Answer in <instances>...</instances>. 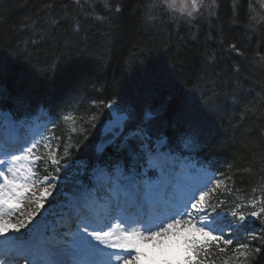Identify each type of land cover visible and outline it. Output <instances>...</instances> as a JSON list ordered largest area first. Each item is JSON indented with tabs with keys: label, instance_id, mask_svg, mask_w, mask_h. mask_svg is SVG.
<instances>
[{
	"label": "trees",
	"instance_id": "1",
	"mask_svg": "<svg viewBox=\"0 0 264 264\" xmlns=\"http://www.w3.org/2000/svg\"><path fill=\"white\" fill-rule=\"evenodd\" d=\"M53 64L60 68L52 70ZM0 86V106L13 113L23 101L29 114L44 106L71 118L54 131L61 150L65 139L75 145L66 163L91 154L108 113L91 102L67 103L81 86L97 105L115 100L133 115L166 106L154 125L169 135L174 123L183 129L190 104L201 122L193 155L222 182L213 202L220 200L216 211L235 226L234 244L221 242L224 251L214 245L208 260L264 264V240L249 236L264 234V215H250L264 209V0H202L192 17L167 9L163 0H0ZM91 115L98 117L95 126L76 144L70 129L85 128ZM39 169L41 176L58 174L44 163ZM239 214L247 219L238 221ZM237 242L251 246L247 259L234 251Z\"/></svg>",
	"mask_w": 264,
	"mask_h": 264
},
{
	"label": "snow or ice",
	"instance_id": "2",
	"mask_svg": "<svg viewBox=\"0 0 264 264\" xmlns=\"http://www.w3.org/2000/svg\"><path fill=\"white\" fill-rule=\"evenodd\" d=\"M75 2L79 4L80 0ZM191 2L197 5V0ZM176 3L177 0H169L165 4L163 0L171 10H175ZM180 3L184 14L187 4L185 0ZM200 7L201 3L197 12ZM115 11L119 13L121 8L117 6ZM186 14L192 17L191 12ZM74 30L79 31L78 24ZM230 47L239 52L236 44ZM96 99L88 97L82 86L66 99L67 103L91 102L94 108L108 109L96 141L89 146L91 154L76 158L71 164L66 161L75 145L70 147L68 139L61 150L60 144L51 143L56 139L54 133L44 143L35 135L24 138L29 121L39 118L29 114L27 104L18 101L22 108L19 115L0 107V208L6 207L9 213L15 211L21 198L30 192L29 183L17 182L13 166L27 159L19 153L26 150L33 157L30 163L35 170L29 169L33 180L41 163L66 170L59 179L43 177L51 189L60 185L48 207L44 201L52 192L44 187L36 208L21 216L19 223L12 226L11 235L7 234V224L0 223V264H210L208 257L213 246L220 251H224L221 242L225 247L232 246L235 229L216 211L220 200L211 199V193L222 182L211 189V179L201 184L203 170L193 155L201 133L195 109L187 105L183 129L177 130L174 123L173 134L169 135L154 125L166 106L159 110L146 107L133 115L131 106L122 108L115 100L107 104L101 100L97 105ZM39 112L46 110L41 106ZM59 119V113L52 114L48 123L55 125ZM97 120L96 115H91L85 128L70 129L78 136L76 144ZM9 144H14L16 150H3ZM38 146L45 149L43 154H36ZM9 175L13 178L9 179ZM68 184L71 187L66 189ZM37 212L39 219H35ZM3 215L0 210V217ZM232 215L237 217L235 211ZM250 215L259 218L264 209L253 210ZM130 217H135L131 223ZM159 217L164 219L156 222ZM246 219L245 214L238 215V221ZM249 236L264 240V234ZM149 241H156L153 248H159V252L144 246ZM250 247L247 242H237L234 251L247 259Z\"/></svg>",
	"mask_w": 264,
	"mask_h": 264
},
{
	"label": "rangeland",
	"instance_id": "3",
	"mask_svg": "<svg viewBox=\"0 0 264 264\" xmlns=\"http://www.w3.org/2000/svg\"><path fill=\"white\" fill-rule=\"evenodd\" d=\"M30 83L28 82V85ZM224 108V107H223ZM27 155H23L22 157H25ZM30 159L27 156V159H22L21 161H18L15 163L14 170L17 172V182L19 183H30L33 179L30 178V173H29V169H28V164L30 163ZM7 174V173H6ZM13 177L11 175H9V179H12ZM208 179L204 177H202L201 180V184L207 183ZM211 185L208 184V187L211 189L210 187ZM6 191V190H5ZM22 201L20 203V206L18 209H16L15 211L9 213L6 207L0 208V210H2L4 212V215L2 217H0V223H6L7 224V229L8 235H11L12 232V226L17 224V221L21 218L22 216ZM21 207V208H20ZM163 239V238H161ZM156 244V241H149L147 242L144 246L148 249L153 250L154 252H159V248H153V245Z\"/></svg>",
	"mask_w": 264,
	"mask_h": 264
},
{
	"label": "clouds",
	"instance_id": "4",
	"mask_svg": "<svg viewBox=\"0 0 264 264\" xmlns=\"http://www.w3.org/2000/svg\"><path fill=\"white\" fill-rule=\"evenodd\" d=\"M202 0H197V5H194L191 0H185V3L187 4V8L185 9L186 13L191 12L192 16L198 11V5L201 3ZM165 4L169 3V0H164ZM183 5L180 3V0H177L175 10L180 11L181 7Z\"/></svg>",
	"mask_w": 264,
	"mask_h": 264
},
{
	"label": "bare ground",
	"instance_id": "5",
	"mask_svg": "<svg viewBox=\"0 0 264 264\" xmlns=\"http://www.w3.org/2000/svg\"><path fill=\"white\" fill-rule=\"evenodd\" d=\"M37 44H38L39 46L41 45L40 42H37ZM32 55H33V53H32ZM28 56L30 57L31 54L29 53ZM15 58H17V57H15ZM50 67L52 68V70H55V71H56L58 68H60L59 65H57V64H53V65H51ZM92 68H93V69L87 68V72H89V70H90V71H91V70H92V71H95V70H96V66H95V65H93ZM224 87H225L226 90H227L228 85L225 84ZM225 92H226V91H225ZM221 102H222L223 105L226 104V103L224 104V101H223L222 99H221Z\"/></svg>",
	"mask_w": 264,
	"mask_h": 264
}]
</instances>
